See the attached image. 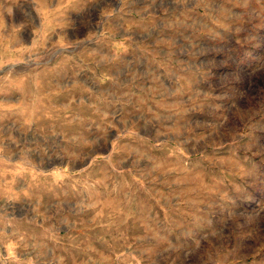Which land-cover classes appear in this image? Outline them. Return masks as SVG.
Listing matches in <instances>:
<instances>
[{"label": "rangeland", "instance_id": "374dc122", "mask_svg": "<svg viewBox=\"0 0 264 264\" xmlns=\"http://www.w3.org/2000/svg\"><path fill=\"white\" fill-rule=\"evenodd\" d=\"M0 264H264V0H0Z\"/></svg>", "mask_w": 264, "mask_h": 264}]
</instances>
